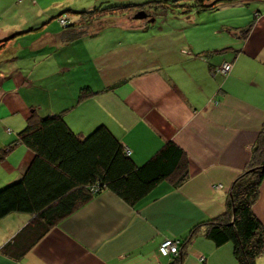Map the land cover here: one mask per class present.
I'll list each match as a JSON object with an SVG mask.
<instances>
[{
    "label": "crops",
    "instance_id": "0c3cea01",
    "mask_svg": "<svg viewBox=\"0 0 264 264\" xmlns=\"http://www.w3.org/2000/svg\"><path fill=\"white\" fill-rule=\"evenodd\" d=\"M23 2L32 9L20 0H0V39H8L0 49V148L16 138L33 109L41 115L64 111L75 132L106 125L137 164L175 141L188 154L189 176L178 186L160 182L134 205L105 189L15 257L2 246L30 214L8 213L0 218V264H168L173 255H162L159 243L180 240L197 221L222 213L232 180L250 159L264 120V9L255 10L246 36L229 29L237 40L229 48L232 68L222 73L216 64L227 56L207 58L216 52L207 44L189 42L167 58L163 51L140 58L142 41L103 33L107 27L134 29L127 19L87 24V32L72 39L78 25L64 27L51 16L60 2ZM218 31L212 30L214 46L228 47V32ZM85 86L96 92L78 101ZM33 154L23 143L8 150L0 159V187L18 179ZM252 209L264 228V178ZM182 264L238 263L230 241L215 245L200 234Z\"/></svg>",
    "mask_w": 264,
    "mask_h": 264
},
{
    "label": "trees",
    "instance_id": "16d2710c",
    "mask_svg": "<svg viewBox=\"0 0 264 264\" xmlns=\"http://www.w3.org/2000/svg\"><path fill=\"white\" fill-rule=\"evenodd\" d=\"M222 1L236 3L241 0H213L203 5L204 8L212 7ZM119 8V5H109L100 9L74 10L84 19V25L71 21L64 27L78 25V30L71 36L73 39L85 32L87 21L108 12L115 13ZM252 24L240 29L241 35L246 36ZM7 40L6 37L0 39V49ZM95 92L88 86L82 87L77 100ZM18 143L28 146L33 157L18 179L0 187V218L15 211L30 214L26 225L2 246L4 253L14 257L23 255L52 226L105 189L134 205L160 182L178 186L189 176L188 154L175 141H165L146 161L137 164L106 125L99 124L84 135L69 126L64 111L41 115L33 109L16 138L0 148V159ZM263 178L264 120L251 146L249 161L231 183L226 209L194 223L179 240V252L168 264H182L188 245L200 234L215 245L230 241L238 264H256L257 257L264 256V228L252 205L258 198Z\"/></svg>",
    "mask_w": 264,
    "mask_h": 264
},
{
    "label": "rangeland",
    "instance_id": "374dc122",
    "mask_svg": "<svg viewBox=\"0 0 264 264\" xmlns=\"http://www.w3.org/2000/svg\"><path fill=\"white\" fill-rule=\"evenodd\" d=\"M21 5L24 9L29 10L32 7L23 5L24 0H20ZM34 3L42 5H53L54 3L60 2L65 3V7L61 4L55 6L58 10L52 13L51 16L56 17L59 23L64 26L65 23L71 24V21H77L78 25H84V19H82L77 12H73L69 8L74 10H91L100 9L106 6L119 5L121 8L118 11L108 12L97 18H92L88 22L89 26L92 27L93 23L102 24L103 21L109 18H124L130 21L134 29L130 30H111L109 27L103 32L106 35H120L125 36L131 35L133 41H142V50L138 49L137 55L140 58L146 53V58H155V53L163 51L165 58L172 55L176 49L181 46L182 49L187 50L191 43L194 48L201 47L204 45L211 46L213 52L212 55H208L207 58L217 59L222 56V54L227 57H221L222 60L229 61L232 65L231 59L233 57V49L229 48L235 47V41L237 40L236 35L234 36L230 30L243 29L247 24L253 20V13L257 9H264L263 0H241L239 2H227L222 1L216 3L215 6L205 7L203 4H209L213 0H29ZM126 9H124V6ZM43 7V6H42ZM133 7L136 10H130ZM143 11L146 14L144 17H135V14ZM52 11H48V15ZM60 12V13H59ZM58 16H54L58 14ZM32 17H38V13H33ZM76 20H73V19ZM65 19V20H64ZM146 19V20H145ZM63 20V21H62ZM137 25V26H136ZM138 26L143 27L138 29ZM87 26L84 27L87 32ZM218 28V32L227 31L228 32V42L229 46L223 49H218L215 47L217 43L215 33L212 32L213 29ZM230 29V30H229ZM240 31V30H239ZM217 33V32H216ZM240 33V32H239ZM132 39V38H131ZM176 53V52H175ZM204 54V53H203ZM205 55V54H204ZM223 62V61H222ZM220 64V63H219ZM219 64H216L219 66ZM232 68V67H231ZM227 70L225 73L231 70ZM219 71V70H218ZM223 73V72H222ZM261 127V126H260ZM252 146V145H251ZM127 150V148H126ZM251 156V155H250ZM236 177V176H235ZM234 177V178H235ZM234 180V179H233ZM232 180V181H233ZM232 183V182H231ZM217 187L221 184L217 183ZM231 185L229 187V191ZM185 236V235H184ZM167 238V237H165ZM164 238V239H165ZM171 238V237H169ZM174 238V237H173ZM180 241L183 238L181 235ZM163 239V240H164ZM162 240V241H163ZM177 243V251L172 255H176L179 252V239L175 238ZM161 241V242H162ZM160 242V243H161ZM159 243V245H160ZM158 245V247H159ZM159 249V248H158ZM163 255V254H162ZM170 256V255H165ZM264 256L260 255L257 257V264L259 261H263ZM203 259V257H202Z\"/></svg>",
    "mask_w": 264,
    "mask_h": 264
},
{
    "label": "built area",
    "instance_id": "2783aa9c",
    "mask_svg": "<svg viewBox=\"0 0 264 264\" xmlns=\"http://www.w3.org/2000/svg\"><path fill=\"white\" fill-rule=\"evenodd\" d=\"M217 67H218L217 70L225 73L227 70H229L232 67V65H231V63L229 61H224L222 64H220ZM126 152L129 153V150L127 149ZM158 248H159L160 253L163 254V255H171L173 253H176V251H177V243H176L175 238H173V237L165 238L160 243Z\"/></svg>",
    "mask_w": 264,
    "mask_h": 264
},
{
    "label": "water",
    "instance_id": "95a60500",
    "mask_svg": "<svg viewBox=\"0 0 264 264\" xmlns=\"http://www.w3.org/2000/svg\"><path fill=\"white\" fill-rule=\"evenodd\" d=\"M145 14H146L145 12L140 11L137 14H135V17H144Z\"/></svg>",
    "mask_w": 264,
    "mask_h": 264
}]
</instances>
